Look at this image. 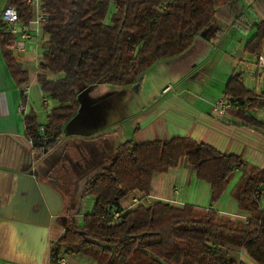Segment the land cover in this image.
I'll use <instances>...</instances> for the list:
<instances>
[{
  "label": "trees",
  "instance_id": "obj_1",
  "mask_svg": "<svg viewBox=\"0 0 264 264\" xmlns=\"http://www.w3.org/2000/svg\"><path fill=\"white\" fill-rule=\"evenodd\" d=\"M235 0H44L49 16L42 31L49 37L40 65L62 73L57 78L40 72L42 89L61 103L54 106L40 133L35 109L26 113V134L34 141L36 156H42L62 137L64 124L78 111L79 91L95 82L129 84L161 58L175 56L192 45L197 34L217 20ZM111 21H106L111 3ZM24 19L33 16L26 0H8ZM246 49L259 51L264 39V19ZM220 28V27H219ZM13 32L0 28V42L8 66L22 87L29 71L10 44ZM225 94L240 102L232 108L243 120L264 128V120L249 113L260 106L264 95L249 88L233 74ZM184 155L196 174L211 183L213 199L219 200L230 176L239 167L243 174L232 193L248 216L223 217L215 207L193 203L178 205L163 199L140 203L123 211L112 223L114 209H124L121 199L139 189L151 192L153 177L177 166ZM84 192L95 196L84 222L69 219L66 230L51 245V261L64 252H83L95 264H245L230 257L221 242L242 246L264 264V167L236 152H224L210 142L191 135L139 142L122 141L108 163L86 183ZM244 213V214H245Z\"/></svg>",
  "mask_w": 264,
  "mask_h": 264
},
{
  "label": "crops",
  "instance_id": "obj_2",
  "mask_svg": "<svg viewBox=\"0 0 264 264\" xmlns=\"http://www.w3.org/2000/svg\"><path fill=\"white\" fill-rule=\"evenodd\" d=\"M6 5L8 0H0V28ZM259 19H264V0H235L219 13L216 32L197 34L185 51L159 59L135 82H95L82 87L77 113L64 124L61 139L40 157L26 134V113L39 108L32 90L38 89L40 72L51 78L62 73L43 69V57L34 65L38 58L31 46L42 41L45 50L49 45L40 26L35 37L38 42H30L24 52H15L30 74L24 84V100L0 42V264H53L52 241L66 230L71 217L82 214L78 205L86 195L87 181L129 137L143 142L191 135L264 167V128L243 120L233 110L218 114L212 109L216 99L226 96L233 74L264 95V80L257 75L258 51L246 49ZM260 49L264 50V39ZM50 99L55 100L54 106L61 103L41 87V103L49 107ZM51 109L47 120L38 119L40 125L48 122ZM248 112L264 120V101ZM188 162L184 155L177 166L154 175V200L217 208L211 183L196 179V170ZM180 165L189 167L186 177ZM237 170L243 172L241 167ZM171 177L174 184L170 186ZM185 184L188 191L183 194ZM132 193L131 198L121 199L124 208L131 207ZM87 195L95 201L92 194ZM217 209L223 217L246 212ZM67 256L72 261L74 257V263H95L83 252H67Z\"/></svg>",
  "mask_w": 264,
  "mask_h": 264
},
{
  "label": "built area",
  "instance_id": "obj_3",
  "mask_svg": "<svg viewBox=\"0 0 264 264\" xmlns=\"http://www.w3.org/2000/svg\"><path fill=\"white\" fill-rule=\"evenodd\" d=\"M27 3L33 8V16L29 19H24L18 8L14 4H8L3 9L2 19L4 21V27L7 31L13 32L15 34V39L10 44V47L14 52H24L28 49L29 43L33 42V39L37 36V31L40 30L43 21H45L48 16V9L44 3V0H26ZM257 75L262 80L264 79V50L260 49L257 52ZM241 106L240 102L234 97L222 96L213 102L212 109L218 113L223 114L232 108H239ZM23 110L26 107L22 106ZM40 133H44L45 124L39 125ZM33 141V139H32ZM131 207L138 205L140 203H150L155 199V195L151 192H133L132 193ZM127 209H114L110 222L114 223L118 221L123 211ZM242 216H248V214H240ZM53 264H95V263H74L64 252L60 255L58 261Z\"/></svg>",
  "mask_w": 264,
  "mask_h": 264
},
{
  "label": "rangeland",
  "instance_id": "obj_4",
  "mask_svg": "<svg viewBox=\"0 0 264 264\" xmlns=\"http://www.w3.org/2000/svg\"><path fill=\"white\" fill-rule=\"evenodd\" d=\"M115 10V4L112 2L111 3V6H110V10H109V13H108V16L106 17V21H111V16H112V13L114 12ZM217 21V20H216ZM214 21L210 26H208L206 29H207V32L209 34L212 33V30L213 32H216V28L217 26H219L220 24L218 22ZM211 29V30H210ZM43 35V31L41 33V36ZM46 35V34H45ZM47 36V35H46ZM34 42H38V39L37 38H34L33 39ZM37 45V46H36ZM33 52L35 53V56L38 58L36 60V58H34V60L36 61L34 63V65H38L40 59L44 56V48L42 46V41L41 43L37 44V43H34L33 46ZM20 53V52H19ZM32 71H34V66H33V69ZM264 80V79H263ZM255 86V84H254ZM37 87L38 89H36V87L33 88L32 90V95L35 99V101L37 102V104L39 105L38 107L39 108H36L39 112V118L40 120H47V117H48V110L51 109L53 106H54V103H55V100L54 99H50V105L49 107L47 106H44L41 101H40V91H41V83L38 82L37 84ZM35 109V110H36ZM37 112V111H36ZM38 115V113H37ZM188 165L190 167V169L192 168L193 170H195L191 165L190 163L188 162ZM188 166H185V165H180V168L182 170V174L185 175V173L188 174V169H189ZM242 173L241 171L237 170L235 171L232 176L230 177V180H229V183H228V186L227 188L225 189L224 193L222 194V196L220 197L219 200H214L215 201V206L217 208H225V209H228V210H233V211H240V207L238 205V201L237 199L235 198V196L233 195L232 193V190L234 188V186L237 184V182L240 180L241 176H242ZM186 177V175H185ZM194 177L196 179H200V180H203L205 181L206 183H209V181L203 179V178H200L196 172H194ZM170 186L174 184L173 182V177H171V181L168 183ZM179 184H182L181 181ZM196 187L195 185H193V188ZM182 192L183 194L185 193L186 194V191H188V185L185 184L184 187L182 188ZM191 190V189H190ZM88 194V193H87ZM85 195L83 196L82 198V202L79 203V209H80V212H82V214H78L76 217H77V222L82 224L84 222V214L91 211L93 206H94V200H93V197L91 195ZM93 195V194H92ZM94 196V195H93ZM95 198V196H94ZM131 198V194H127L123 197V200H127ZM164 200V199H163ZM262 204L264 206V193H263V196H262ZM133 207V206H132ZM240 208V209H239ZM84 213V214H83ZM246 214V213H245ZM229 217L231 218H240L242 219V215H230ZM222 246L226 249L229 250L230 252V257L232 258H235L237 260H243L245 262V264H260L248 251L246 248L242 247V246H237L236 244H233V243H230V242H221ZM78 257V256H77ZM73 258V261L75 260L74 257ZM80 259V257H79ZM75 262H77L75 260ZM80 263V262H79Z\"/></svg>",
  "mask_w": 264,
  "mask_h": 264
},
{
  "label": "water",
  "instance_id": "obj_5",
  "mask_svg": "<svg viewBox=\"0 0 264 264\" xmlns=\"http://www.w3.org/2000/svg\"><path fill=\"white\" fill-rule=\"evenodd\" d=\"M210 30H211V29H210ZM212 31H213V30H212ZM203 33H204V34L208 33V32H207V29H204V30H203Z\"/></svg>",
  "mask_w": 264,
  "mask_h": 264
}]
</instances>
